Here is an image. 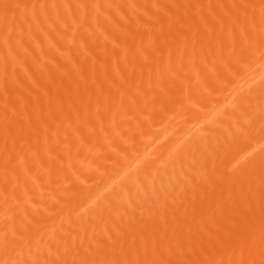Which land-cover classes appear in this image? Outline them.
Listing matches in <instances>:
<instances>
[{
    "label": "bare ground",
    "instance_id": "6f19581e",
    "mask_svg": "<svg viewBox=\"0 0 264 264\" xmlns=\"http://www.w3.org/2000/svg\"><path fill=\"white\" fill-rule=\"evenodd\" d=\"M0 264H264V0H0Z\"/></svg>",
    "mask_w": 264,
    "mask_h": 264
}]
</instances>
